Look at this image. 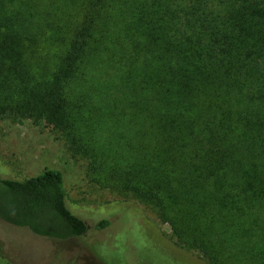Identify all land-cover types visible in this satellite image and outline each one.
Returning a JSON list of instances; mask_svg holds the SVG:
<instances>
[{
	"label": "trees",
	"instance_id": "trees-1",
	"mask_svg": "<svg viewBox=\"0 0 264 264\" xmlns=\"http://www.w3.org/2000/svg\"><path fill=\"white\" fill-rule=\"evenodd\" d=\"M0 116L58 130L207 264H264V0H0ZM68 200L0 162L1 221L84 235Z\"/></svg>",
	"mask_w": 264,
	"mask_h": 264
},
{
	"label": "rangeland",
	"instance_id": "rangeland-1",
	"mask_svg": "<svg viewBox=\"0 0 264 264\" xmlns=\"http://www.w3.org/2000/svg\"><path fill=\"white\" fill-rule=\"evenodd\" d=\"M0 162L21 176L60 170L69 206L88 223L84 235L50 239L0 220V264H207L199 251L176 244L170 225L149 205L98 184L54 128L0 116ZM122 200L134 201L146 218L129 217ZM103 214L110 224L97 228Z\"/></svg>",
	"mask_w": 264,
	"mask_h": 264
}]
</instances>
